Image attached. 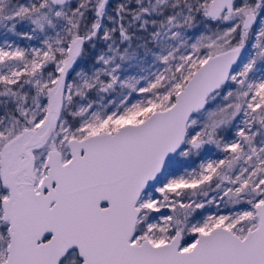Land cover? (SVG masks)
Masks as SVG:
<instances>
[{"label":"snow or ice","instance_id":"snow-or-ice-1","mask_svg":"<svg viewBox=\"0 0 264 264\" xmlns=\"http://www.w3.org/2000/svg\"><path fill=\"white\" fill-rule=\"evenodd\" d=\"M0 264H264V0H0Z\"/></svg>","mask_w":264,"mask_h":264}]
</instances>
